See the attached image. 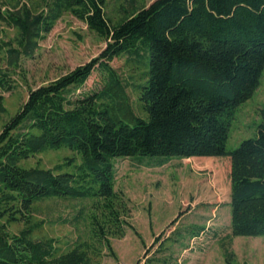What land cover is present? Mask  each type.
<instances>
[{"label": "trees", "instance_id": "obj_1", "mask_svg": "<svg viewBox=\"0 0 264 264\" xmlns=\"http://www.w3.org/2000/svg\"><path fill=\"white\" fill-rule=\"evenodd\" d=\"M63 13L105 45L88 61L28 88L1 125L0 217L16 219L19 213L26 225L10 232L0 223V264H92L102 247L116 260L109 237L133 229L123 217V197L113 189L111 159L117 156L228 157L230 233L264 235V120L252 136L232 149L225 146L229 122L257 87L264 64V0H152L117 22L104 15L103 0L16 3L0 8V21L16 31L12 40L0 42L8 65L19 67L20 57L33 53ZM122 54L146 59L147 65L138 85L146 118L129 114V122L111 115L124 95L109 62ZM93 70L101 88L75 93ZM15 88L0 69V92ZM60 146L78 153L75 172H60L61 164L19 165ZM52 196L94 198L85 218L87 236L64 250L52 238L31 237L32 203ZM231 259L226 250L225 264Z\"/></svg>", "mask_w": 264, "mask_h": 264}, {"label": "rangeland", "instance_id": "obj_2", "mask_svg": "<svg viewBox=\"0 0 264 264\" xmlns=\"http://www.w3.org/2000/svg\"><path fill=\"white\" fill-rule=\"evenodd\" d=\"M150 1L103 0L104 15L111 22H117L131 8ZM35 2L37 0H0V8ZM15 32L0 21V42L12 40ZM104 45L83 22L63 13L37 42L33 53L20 57L19 67L8 65L4 53L0 52V69L7 71L16 83L12 91L0 92L5 108L0 114V128L23 102L28 88L53 80L88 61ZM109 64L119 77L124 95L112 107L111 115L128 122L129 114L146 118L138 99V85L145 79L146 59L144 63V59L135 60L133 56L122 54L112 58ZM101 85L98 71L93 70L75 93L97 91ZM263 120L264 64L257 87L237 106L229 122L226 148L232 149L241 139L252 136ZM79 160L74 150L60 146L22 159L19 165L52 168L61 164L60 172L72 173ZM228 160L225 156L112 157L113 189L123 197V217L133 229L125 227L123 235L109 237L116 260L102 247L100 256L94 257L92 264H225L226 250L232 253L231 264H264V235L230 233ZM93 199L91 196H52L35 200L29 213L30 222L34 224L31 237L52 238L58 250L66 249L76 237L85 238L88 234L85 218ZM18 214L14 215L16 219L2 215L0 223L10 232H17L26 225ZM196 226L202 228L193 235L191 231L196 230Z\"/></svg>", "mask_w": 264, "mask_h": 264}]
</instances>
